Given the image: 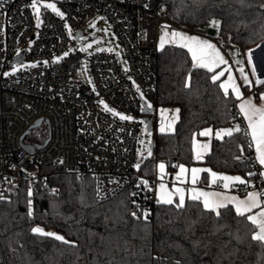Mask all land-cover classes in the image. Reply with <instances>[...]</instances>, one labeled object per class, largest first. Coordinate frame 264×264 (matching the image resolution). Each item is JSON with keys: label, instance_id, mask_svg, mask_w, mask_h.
<instances>
[{"label": "trees", "instance_id": "trees-1", "mask_svg": "<svg viewBox=\"0 0 264 264\" xmlns=\"http://www.w3.org/2000/svg\"><path fill=\"white\" fill-rule=\"evenodd\" d=\"M165 1L168 19L179 26L204 27L219 18L218 39L238 43L253 71L249 53L264 40V0ZM213 75L194 67L188 49L159 47L156 103L180 108L174 131L155 134L153 153L139 163L124 189L108 199L97 198L91 176L47 165H39L35 177L0 191V264H264V242L252 239L256 225L247 213L237 215L232 204L220 208L217 216L200 200L189 198L177 208V202L144 198L146 178L156 175L159 161L173 170L202 163L251 178L249 170L256 163L249 135L241 128L235 131L242 117L237 98L225 94ZM261 92L264 84L257 88ZM207 126L233 127V133L213 137L210 151L196 160L194 136ZM44 179L56 187L55 193L44 186ZM207 180L204 173L200 183ZM29 200L32 217L27 215ZM36 225L54 227L75 247L33 233Z\"/></svg>", "mask_w": 264, "mask_h": 264}, {"label": "built area", "instance_id": "built-area-1", "mask_svg": "<svg viewBox=\"0 0 264 264\" xmlns=\"http://www.w3.org/2000/svg\"><path fill=\"white\" fill-rule=\"evenodd\" d=\"M50 1L63 17L46 7L38 15L33 0L0 3V191L35 177L38 166L47 165L91 176L97 198L105 200L123 190L136 172L140 120L147 115L143 101L157 105L160 22L174 24L168 19L170 6L165 0ZM96 17L116 34L118 49H76L57 59L69 47L71 31L77 41ZM23 52L24 59L13 62ZM84 57L91 84L82 71ZM28 59L34 61L4 75L8 66ZM115 113L133 119L120 120ZM38 119L40 125L47 122L48 135L28 141ZM238 127L246 135L242 117ZM25 144H34V149ZM249 173L251 178L232 190L258 189L264 201L259 165L253 164ZM146 180L144 198L155 200L157 177ZM44 186L56 190L47 179Z\"/></svg>", "mask_w": 264, "mask_h": 264}, {"label": "crops", "instance_id": "crops-1", "mask_svg": "<svg viewBox=\"0 0 264 264\" xmlns=\"http://www.w3.org/2000/svg\"><path fill=\"white\" fill-rule=\"evenodd\" d=\"M166 25H162L159 27L158 30V44L161 48V37H164V45L166 44H176L181 45L184 43L183 40H181L179 37L175 38V42L173 41V38L171 37L170 33L172 31H177L179 33H182L186 36H192L197 37L200 40L208 41L211 44L215 45L216 49L219 51L220 55L223 57V59L227 63H221L218 66H213V72L214 74H219L220 72H223V75L219 77L221 84L227 85V93H233L234 96L237 98L236 92L233 91V87H236L239 89L240 97L237 98V108L242 116L247 130L250 132V129L248 128V120L245 117L244 113L241 111L240 105L245 102L246 99L251 100V102L256 107L264 106V99H261V93H257V88L260 85L256 81L264 80V73L261 72V69H264V48L262 51V54L259 52H253L252 49L250 50V60L252 63V66L257 69L256 74H253V71L249 68L248 62L246 59L245 54L243 53L240 45L238 43L234 42H226L228 45L224 46L223 43L218 39L217 37V31L218 28L215 29L211 26H194V27H179V25L172 24L174 28L172 27H165ZM167 34V35H166ZM163 45V46H164ZM254 48V47H253ZM187 49V48H186ZM191 54V52H190ZM192 56V54H191ZM193 60V59H192ZM194 63V61H193ZM206 68V67H203ZM208 69V68H206ZM241 70H243L244 75L247 76L249 83H245L244 77L241 74ZM229 77L232 79L229 80ZM225 91V89H223ZM178 110V111H177ZM180 116V108L175 104L170 105H156L154 107V128H156V132H162L161 127L164 128L163 132H172L175 129L176 123ZM237 126V123H236ZM205 129V128H204ZM202 129L199 133H197V137H206L208 139V144L205 151V154H201V151L198 148L197 141L194 136L193 140V151H194V157L196 160H201L205 157V155L210 151L211 149V143L213 137L216 136V132L220 130H214L211 127L210 135L207 136H201L200 133L203 132ZM210 129V128H208ZM223 129H232L233 127L223 128ZM207 130V129H206ZM222 130V129H221ZM224 136L223 134L220 136ZM249 139L252 145L253 149V155L255 157L256 163L259 165L261 169V173L264 172V166H262L258 160H257V152H256V145L254 142H252L251 136L249 135ZM205 146L206 144L200 143V146ZM210 147V148H209ZM205 148V147H204ZM209 149V150H208ZM200 156V159H197V156ZM160 162V161H159ZM163 162V161H162ZM165 163V162H164ZM157 166V165H156ZM166 166V173L164 175V181L160 179V177L156 174L157 177V184L155 189V200L164 202V200L171 198L173 202H179V194L176 193V189L180 188L183 190V194L185 196V202L187 199H189L194 193L193 189L195 190V193L205 192L209 193V202H219L223 201L225 205L232 204L235 207V201H231L232 197H236L238 200L243 201L247 199L248 193H257L258 199L261 201L260 207L253 208L250 212H245L248 214V216H257L261 211H264V201L262 199V194L260 190L258 189H251L248 192L245 193H236L232 190V187L242 185L244 183H241L239 181H224L222 179H219L221 176H229V177H241L243 181H247V177L238 172H219L214 169H212L210 166L205 164L200 165H185V171L181 172L180 175L177 176L178 182H168L165 179L168 178V175L172 176L173 172H175L177 169L173 170L168 167V165L165 163ZM201 169L202 171H199L195 174L196 176V182L193 183V173L192 169ZM205 170H211L205 171ZM214 172L217 174V178L215 180V183L212 182L213 177L211 176V173ZM204 173H207L208 180L207 183L201 184L200 180L202 178V175ZM264 179V176H262ZM162 182V183H161ZM227 183L229 186L227 188L224 187V184ZM163 185V187H161ZM170 188H169V187ZM169 190H166V188ZM227 197L228 199H225ZM204 197H201L200 201L203 203ZM236 209V208H235ZM257 227V226H256ZM259 231L258 227L256 228L255 234Z\"/></svg>", "mask_w": 264, "mask_h": 264}, {"label": "snow or ice", "instance_id": "snow-or-ice-1", "mask_svg": "<svg viewBox=\"0 0 264 264\" xmlns=\"http://www.w3.org/2000/svg\"><path fill=\"white\" fill-rule=\"evenodd\" d=\"M0 3H2V0H0ZM241 3H243V0H241ZM32 7L35 8L36 7V0H33L32 3ZM46 8H50L53 10V12H55L58 16L63 17L64 13L62 11H60L55 4H47L45 5ZM38 11V9H37ZM211 27H217L219 26V22L218 21H210L209 22ZM39 26V25H37ZM67 27V25H66ZM167 27V26H165ZM167 35V34H166ZM171 37L173 38L172 42H175V38L179 37L181 40L184 41L183 44H181L180 46L183 48H187L189 52H191L192 54V59L194 61V67L198 66V67H206L208 68L209 71H213V66L216 65L218 66L221 63H227L223 57L220 55L219 51L216 49L215 45L211 44L208 41H204V40H200L197 37H192V36H186L182 33H179L177 31H172L170 33ZM164 45V37H161V47H163ZM90 47V45H89ZM65 56L68 55V53L64 54ZM249 60H250V55H249ZM251 62V60H250ZM34 66V65H33ZM257 69L255 68V66L253 67V74H256ZM261 72L264 73V69H261ZM241 74L244 77L245 83H249L248 78L246 75H244L243 70H241ZM4 75H9V73H4ZM223 75V72H220L219 74H214L212 76V80L213 82H216L219 77ZM232 78L229 77V80H231ZM259 84H264V80H257L256 81ZM221 88L225 89V94H227V85L226 84H220L219 85ZM233 91L236 92L237 98L240 97V92L239 89L236 87H233ZM261 99H264V93H261ZM107 109V106H105ZM151 105H147L146 108H150ZM145 107H142V111L146 110ZM241 111L244 113L245 117L248 120V128L250 129L249 131H245L246 135H250L252 142L255 143L256 145V152H257V160L258 162L264 166V106L261 107H256L249 99H246L245 102L243 104L240 105ZM109 111H111L110 109H108ZM178 111V110H177ZM116 115H119L120 120H132L133 118L130 116H125L119 113H115ZM141 123H145L144 121H141ZM161 131H164V128L161 127ZM236 132H240L241 129L239 127L235 128ZM211 132V129H207L203 132L200 133L201 136H207L209 135V133ZM233 130L232 129H222L218 132H216V136L220 137L222 134L223 135H227V136H232ZM249 146H251V143L249 144ZM204 147H207V145H205ZM149 155H151V152L149 151ZM197 159H200V156H197ZM62 162V161H61ZM135 168L139 169L140 168V164L137 163L136 165H134ZM165 167V165L163 163H161L159 165V168L161 170H163ZM180 171L184 172L185 169L183 168V166H180ZM199 171H202L201 169H192V173H193V183L196 182V176L195 174ZM205 171H211V170H205ZM249 175H253V173H249ZM262 176H264V172L261 173ZM211 176L213 177L212 182L215 183V180L217 178V174L212 172ZM219 179H222L224 181H239L241 183H245V181H243L241 179V177H229V176H221L219 177ZM142 183L147 184V181H142ZM229 185L227 183L224 184V187L227 188ZM161 187H163V185H161ZM53 193H55L57 190L53 189L52 190ZM193 195L190 197L191 200L193 201H198L201 199V197H204L203 200V206L204 209L208 210L209 212H215L217 216L220 215L219 209L226 207V205L223 203V201H219V202H213L210 203L209 202V193H205V192H200V193H195V190L193 189ZM176 193L179 194V202L175 205L177 208H182L184 207V203H185V196L183 194V190L180 188L176 189ZM29 196L32 195L31 190H29L28 193ZM134 195V194H133ZM258 194L253 192V193H248L247 195V199L240 201L238 200L236 197H232L231 201H235V208H236V212L237 215L239 216H243L245 214V212H250L253 208H257L260 207L261 205V201L257 198ZM4 197L2 195H0V199H3ZM225 199H228L227 197H225ZM164 203L166 204H172L173 200L171 198L164 200ZM29 204V211L27 213V215L29 217H32L33 212L31 209V204L32 201L29 200L28 201ZM133 216H136V213L133 212L132 213ZM145 219L148 216L147 212L143 213ZM247 219L249 221H251L253 224H255L259 231L253 235L252 239L256 240V241H260V242H264V211H261L257 216H248ZM31 231L33 233L39 234L41 236H45V237H52L57 241H61L64 244H67L71 247H75L73 242H70L68 240H66L63 236L57 234V233H53V232H46L43 228L41 227H33L31 229ZM237 239H239V237H237Z\"/></svg>", "mask_w": 264, "mask_h": 264}, {"label": "rangeland", "instance_id": "rangeland-1", "mask_svg": "<svg viewBox=\"0 0 264 264\" xmlns=\"http://www.w3.org/2000/svg\"><path fill=\"white\" fill-rule=\"evenodd\" d=\"M47 4H52V2L50 0H36V7L38 9V15H40L41 11L43 10L45 5H47ZM213 20L220 22L219 18H217V17L212 18L210 21H213ZM162 25H166L168 27L174 28V26H172V24H170L166 21H161L160 26H162ZM209 26H210V24H209ZM179 27H182V26H179ZM183 27H185V26H183ZM213 28L217 29V27H213ZM84 30H85L84 34L81 35L77 41H75L73 32L71 31V42L69 44V47L57 59H62L63 57H65V55H64L65 53L69 54L70 51L76 50V49H80V50L84 49L87 51V53H90L94 49H105V48L106 49H116V50L118 49V46L120 44L119 39L116 36V34L108 27L107 22L103 18L99 19L98 17H96V18L89 20L87 22V24L85 25ZM89 45H90V47H89ZM24 48L25 47H22L21 50ZM19 51L20 50H18L17 52H19ZM33 61L34 60H32V59H28L25 61L16 62L13 65L8 66L6 68L5 72L6 73L13 72V71H15L21 67L26 66L29 63H32ZM82 71L84 73L85 81L87 83L91 84L92 83L91 70H90L89 61H88L87 57H84L82 60ZM105 106H107V109H110L114 112L117 111L113 107H110L108 105H105ZM122 115H126V114H122ZM141 121H144V120L141 119L140 123H141ZM154 125H155V123H154ZM208 128L211 129V126L205 127V129L203 131H205ZM155 132H156V128H154L152 131H149L147 128L146 122L141 123L139 145H138V150H137V162L138 163L142 162L143 159L149 155V151L151 152L150 145H151L152 138L155 135ZM47 135H48V124H47V122H45L43 125L34 127L32 135H28L27 140L30 141V140H33L34 138H37V137L44 139L47 137ZM195 139L197 141L198 148L201 151V154H205V152H207L205 150H207V149H206V147L204 148L202 145L200 146V143H204L207 145L209 138L197 137V134H196ZM161 163H163L165 165V163L162 161L158 162L157 166H156V174L160 177V179L163 180L164 175L166 173V166L164 167L163 170H161L159 168V165ZM200 164H202V163H195V165H200ZM181 166H183L184 169L186 168L184 164ZM178 175H180V167L175 172H173L172 176L168 175V178L165 180L168 182H174V183L178 182V178H177ZM165 188H166V190H169V189H167V187H165ZM37 226L43 228L46 232L57 233V234L64 237V235L60 231L55 229L54 227H47V226H43V225H36L35 227H37Z\"/></svg>", "mask_w": 264, "mask_h": 264}, {"label": "water", "instance_id": "water-1", "mask_svg": "<svg viewBox=\"0 0 264 264\" xmlns=\"http://www.w3.org/2000/svg\"><path fill=\"white\" fill-rule=\"evenodd\" d=\"M82 34V30H80L77 34L78 35H81ZM263 48H264V40L261 41L260 43H258L257 45L254 46V48H252V51L253 52H259L262 54V51H263ZM24 59V52L18 56L15 57V59L13 60L14 61H17V60H22ZM143 104H144V107L146 108L147 106V103L146 101L144 100L143 101ZM144 113H147V115L144 116V121L146 122L147 124V128L149 131H152L154 129V116L151 114L153 111H154V107H150V108H146V110H143ZM41 121L42 119H38L35 123H34V126H38L41 124ZM155 135L154 137L152 138V141H151V153H153V149H154V144H155ZM46 142V141H45ZM44 143H39L38 146H43ZM25 146L30 150L32 151L34 149V144H25ZM22 176H25L26 174L24 172H21Z\"/></svg>", "mask_w": 264, "mask_h": 264}]
</instances>
